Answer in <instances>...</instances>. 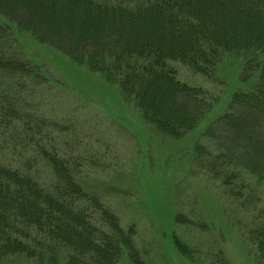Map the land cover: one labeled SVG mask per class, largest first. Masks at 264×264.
I'll return each mask as SVG.
<instances>
[{
    "label": "trees",
    "instance_id": "obj_1",
    "mask_svg": "<svg viewBox=\"0 0 264 264\" xmlns=\"http://www.w3.org/2000/svg\"><path fill=\"white\" fill-rule=\"evenodd\" d=\"M0 16V257L54 264L63 252L65 264H117L125 251L143 264L134 225L123 228L77 179L78 156L59 145L57 123L41 109L49 75L16 49V32L102 74L174 138L197 125L207 104L205 91L179 80L168 61L210 76L222 52L242 53L240 77L250 86L216 119L240 153L219 152L213 162L239 203L259 199L245 175L264 181V0H0ZM254 240L264 264V224Z\"/></svg>",
    "mask_w": 264,
    "mask_h": 264
},
{
    "label": "rangeland",
    "instance_id": "obj_2",
    "mask_svg": "<svg viewBox=\"0 0 264 264\" xmlns=\"http://www.w3.org/2000/svg\"><path fill=\"white\" fill-rule=\"evenodd\" d=\"M15 43L49 75L41 109L57 123L59 145L78 156L77 179L117 214L123 228L134 225L143 264H262L254 234L264 224V181L246 173L259 199L243 205L221 183L213 162L219 152L240 153L216 119L235 91L250 86L240 77L242 53L222 52L210 76L168 61L179 80L205 91L207 104L197 125L174 138L145 120L133 98L102 74L28 32H16ZM177 214L186 222L176 221ZM174 237L191 256L180 252ZM65 263L60 252L54 264ZM0 264L47 263L16 253L0 257ZM117 264L136 263L124 251Z\"/></svg>",
    "mask_w": 264,
    "mask_h": 264
}]
</instances>
